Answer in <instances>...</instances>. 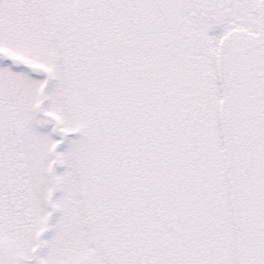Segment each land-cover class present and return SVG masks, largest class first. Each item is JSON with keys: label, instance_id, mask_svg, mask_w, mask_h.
I'll use <instances>...</instances> for the list:
<instances>
[{"label": "snow or ice", "instance_id": "6c2138e0", "mask_svg": "<svg viewBox=\"0 0 264 264\" xmlns=\"http://www.w3.org/2000/svg\"><path fill=\"white\" fill-rule=\"evenodd\" d=\"M0 264H264V0H0Z\"/></svg>", "mask_w": 264, "mask_h": 264}]
</instances>
